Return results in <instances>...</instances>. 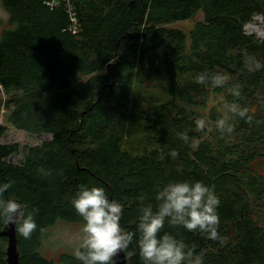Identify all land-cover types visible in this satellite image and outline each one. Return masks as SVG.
Returning <instances> with one entry per match:
<instances>
[{
	"label": "trees",
	"instance_id": "16d2710c",
	"mask_svg": "<svg viewBox=\"0 0 264 264\" xmlns=\"http://www.w3.org/2000/svg\"><path fill=\"white\" fill-rule=\"evenodd\" d=\"M0 7L9 16L0 31V109L16 128L51 135L27 145L20 162L9 157L21 144L0 142V183L11 182L3 199L37 210L31 236L17 233L22 264H54L39 246L50 224L83 222L71 204L79 184L104 187L124 205L123 228L134 231L138 197L155 204L157 187L179 180L214 189L218 238L167 223L164 231L201 253L203 264H264V219L253 206L254 187L264 195L255 166L264 162V114L235 118L240 139L254 148L216 149L198 141L195 126L209 83H196L201 71L232 77L241 98L264 96V68L254 70L264 63V39L245 29L257 15L264 23V0H0ZM199 10L204 20L187 49L186 32L166 25ZM81 75L86 80L73 86ZM185 130L189 143L178 135ZM5 131L0 125V137ZM6 243L0 235V264H8ZM125 252L128 264H143L135 240Z\"/></svg>",
	"mask_w": 264,
	"mask_h": 264
},
{
	"label": "clouds",
	"instance_id": "9594fccd",
	"mask_svg": "<svg viewBox=\"0 0 264 264\" xmlns=\"http://www.w3.org/2000/svg\"><path fill=\"white\" fill-rule=\"evenodd\" d=\"M264 68V63L257 61L254 70ZM225 77L211 73L207 69L198 73L195 81L205 84L211 81L217 87L225 84ZM229 93L234 98L241 96L240 86L233 85ZM232 117L250 120L247 109L237 103L224 105ZM217 129L223 134L232 131L228 115L215 121ZM195 126L203 130L204 119H197ZM179 138L189 143L191 137L187 130L180 132ZM178 155L171 150L173 159ZM42 174L44 169H39ZM11 187V182L0 183V223L14 224L15 231L27 239L37 229L36 209L27 210L17 199H3ZM139 216L134 231H126L122 226L124 205L110 198L104 187L79 184L71 200L72 207L82 218V237L75 250V257L80 264H117L116 257L135 240L143 264H203L202 254L190 249L189 245L171 232L164 231L165 223L181 226L188 232L200 233L204 238H218L219 197L214 189L203 181L179 180L158 186L155 192V204L144 203L145 197H138Z\"/></svg>",
	"mask_w": 264,
	"mask_h": 264
},
{
	"label": "rangeland",
	"instance_id": "374dc122",
	"mask_svg": "<svg viewBox=\"0 0 264 264\" xmlns=\"http://www.w3.org/2000/svg\"><path fill=\"white\" fill-rule=\"evenodd\" d=\"M8 17V13L5 11V9L0 7V31L9 26ZM202 20H204V13L203 11L199 10L193 13V15L186 20L175 21L167 24L166 26L177 27L184 30L187 34V49H189L191 43L189 33L195 24ZM245 29L248 33L255 34L257 37L263 38L264 23L262 16L257 15L251 23L246 25ZM105 71L102 72L104 73ZM222 75L226 78L225 84L223 86L217 87L211 81H209L206 92L201 98V102L199 103L198 107L196 108L198 118L204 119L206 122V127L203 130L199 129L200 138L198 141L205 140L216 149H220L225 146H233L237 149L254 148V144H252L249 140H246V138L244 140L240 139L241 135L237 131V122L235 120L236 117H232L231 114L227 112L224 105L235 102L241 108H246L247 111H256V114L261 115L264 114V103L262 101L264 96L257 95V98L253 97L249 100L248 96L242 98H233V96L229 93V88L232 86L229 81L233 78L225 74ZM86 78L87 76L83 75L77 76L73 78L72 85L76 86L79 82L86 80ZM6 97L7 95L4 94V98ZM214 115H220V117L228 115L232 124V131L230 133L224 132L222 134L216 127L215 121L217 119L214 117ZM0 125H4L6 127L5 133L2 137H0V142H19L21 144L20 152L9 157L10 160L15 162H20L23 159L25 147L27 145H38L51 137V135L47 133L34 134L24 129L16 128L7 120V112L5 107L0 109ZM235 145L237 147H235ZM257 163L258 164H255V166L258 169V173L264 177V162H260L259 160ZM262 180L264 181V178H262ZM254 188L256 189L255 192H253V206L256 212L255 214L258 218L264 219V195L261 194V191H259L257 187ZM82 227L83 222L71 223L63 220H59L50 224L44 232L43 240L39 246V251L45 255V257L54 261V264H64L65 261L62 258L63 254L75 255V250L78 247L79 241L83 235ZM7 246L8 239L5 245L6 249Z\"/></svg>",
	"mask_w": 264,
	"mask_h": 264
},
{
	"label": "water",
	"instance_id": "95a60500",
	"mask_svg": "<svg viewBox=\"0 0 264 264\" xmlns=\"http://www.w3.org/2000/svg\"><path fill=\"white\" fill-rule=\"evenodd\" d=\"M262 39H264V37ZM0 235L6 236L8 239V246L6 249L8 264H22L20 251L18 248V237L15 231V225H5L2 229H0ZM116 262L117 264H128V256L125 250H123L116 257Z\"/></svg>",
	"mask_w": 264,
	"mask_h": 264
},
{
	"label": "built area",
	"instance_id": "2783aa9c",
	"mask_svg": "<svg viewBox=\"0 0 264 264\" xmlns=\"http://www.w3.org/2000/svg\"><path fill=\"white\" fill-rule=\"evenodd\" d=\"M60 2V0H46V3L50 6L52 5H56ZM73 20H75V18L73 17Z\"/></svg>",
	"mask_w": 264,
	"mask_h": 264
}]
</instances>
